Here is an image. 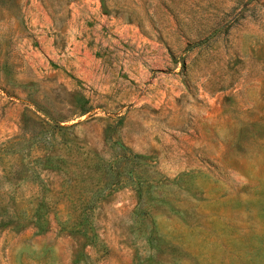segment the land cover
<instances>
[{"label": "rangeland", "instance_id": "374dc122", "mask_svg": "<svg viewBox=\"0 0 264 264\" xmlns=\"http://www.w3.org/2000/svg\"><path fill=\"white\" fill-rule=\"evenodd\" d=\"M0 264H264V0H0Z\"/></svg>", "mask_w": 264, "mask_h": 264}]
</instances>
